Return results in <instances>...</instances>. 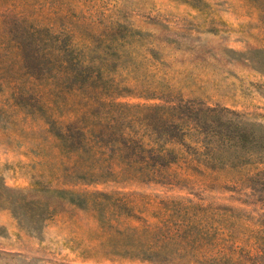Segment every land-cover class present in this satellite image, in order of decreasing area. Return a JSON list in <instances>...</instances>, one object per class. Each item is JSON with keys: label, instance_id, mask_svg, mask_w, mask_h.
I'll use <instances>...</instances> for the list:
<instances>
[{"label": "rangeland", "instance_id": "1", "mask_svg": "<svg viewBox=\"0 0 264 264\" xmlns=\"http://www.w3.org/2000/svg\"><path fill=\"white\" fill-rule=\"evenodd\" d=\"M9 34L62 69L29 75ZM155 107L253 135L221 162L160 147ZM262 152L264 0H0V264H264Z\"/></svg>", "mask_w": 264, "mask_h": 264}, {"label": "trees", "instance_id": "2", "mask_svg": "<svg viewBox=\"0 0 264 264\" xmlns=\"http://www.w3.org/2000/svg\"><path fill=\"white\" fill-rule=\"evenodd\" d=\"M43 31L45 30L35 29V33ZM7 37L9 38V42L12 43L13 47L16 49L20 62L29 75L41 78L46 75L45 73L62 69V65L59 64V59L54 57L56 63L51 62V54L40 51L39 47L35 46L33 40H30V37H22L16 34H9ZM47 62L51 64L47 66ZM72 71L73 72L68 76L69 79L81 82V84L90 81L89 76L80 74L78 70ZM149 110L155 111L154 114L157 120L156 122L149 120L146 126L152 134L161 138V140L157 139L161 144L160 147L168 143L183 144L185 143L184 138L190 135L193 137V149L197 151L201 149L203 152L210 155L212 161L221 162V160H218L220 158L216 156L217 152H222V150L217 148L229 149L240 142L248 140L253 135L247 126L241 124L232 117L228 118L227 114H231L229 112H221L210 108L206 110L186 108L181 112L177 111L176 108L168 110L162 107L150 108ZM186 130L187 132H185ZM256 139L257 137L255 136V140ZM162 149L163 148H160L158 151L152 149L147 150L149 154L148 161L144 163L150 164L149 162H151L154 164V167L158 165L162 168L172 163L175 156L170 152V156H173V158L167 157L169 153L163 154ZM263 157L264 152L260 154L259 161H264ZM235 161H238V159H235ZM57 194L63 195L68 203L79 205L80 207L85 201L83 198H86L85 196L65 191H57ZM92 197H101L102 199L108 198V196L103 194H94ZM113 208L115 210H120V212L125 211L126 215L130 214L129 209L126 210L125 207H119L118 203H115ZM98 211L99 214L102 213L101 210ZM184 227L186 230L180 237L185 234H190L189 232L196 226L188 223ZM117 234H119V232H117ZM127 255L134 257L132 248Z\"/></svg>", "mask_w": 264, "mask_h": 264}]
</instances>
